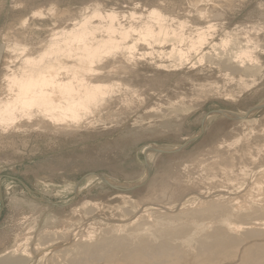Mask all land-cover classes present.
Wrapping results in <instances>:
<instances>
[{
	"label": "rangeland",
	"instance_id": "374dc122",
	"mask_svg": "<svg viewBox=\"0 0 264 264\" xmlns=\"http://www.w3.org/2000/svg\"><path fill=\"white\" fill-rule=\"evenodd\" d=\"M151 8L174 27L185 21L186 34L213 25L209 41L229 33L240 46L250 36L260 73H232L208 61L159 69L156 53L126 64L124 73L110 60L107 79L122 85L78 127L0 129V259L21 245L30 251L22 264H67L78 240L128 223L132 202L141 213H174L189 199L193 206L233 198L264 204V0H0V94L15 43L37 54L54 31L94 9L115 10L128 23L131 13L137 21ZM196 137L177 152L157 151ZM253 217L264 222V215Z\"/></svg>",
	"mask_w": 264,
	"mask_h": 264
},
{
	"label": "bare ground",
	"instance_id": "6f19581e",
	"mask_svg": "<svg viewBox=\"0 0 264 264\" xmlns=\"http://www.w3.org/2000/svg\"><path fill=\"white\" fill-rule=\"evenodd\" d=\"M207 14L206 10L200 11L201 17ZM130 16L131 20L123 23L126 15L94 9L81 20L54 31L37 54L18 42L11 46L20 62L10 61L3 79L0 129L78 127L122 85L107 79L112 71L106 70L110 60L122 63L124 73L129 70L127 65L155 53L159 69L196 68L208 61L218 69L242 75L255 76L261 71L250 36L240 46L237 44L241 42L232 40L229 33L220 42L209 41L213 25L196 27L194 34H186L185 21L174 27L158 8L148 9L137 21L136 12ZM141 45L146 50L140 49ZM166 45L170 50L165 49ZM206 45H211L214 55L205 51ZM177 148L159 146L157 151ZM155 155L151 152L149 157ZM147 177L146 172L141 181ZM236 199L220 203L203 200L197 206L190 205L194 202L189 199L174 213L155 207H146L141 213L139 204L132 202L125 214L130 216L128 223L78 240L67 249V264H264V222L253 217L264 215V204L254 198L245 204ZM19 251L20 256L15 257ZM28 252L27 246L20 245L1 258L0 264H22Z\"/></svg>",
	"mask_w": 264,
	"mask_h": 264
},
{
	"label": "water",
	"instance_id": "95a60500",
	"mask_svg": "<svg viewBox=\"0 0 264 264\" xmlns=\"http://www.w3.org/2000/svg\"><path fill=\"white\" fill-rule=\"evenodd\" d=\"M259 108H261V107H259ZM220 112V114H222V115H226V114H224L223 112H221V110H219ZM197 139V137L196 138H194V139H192L189 143H186V144H184L183 146H181V147H178L177 149H175V150H164V151H159V153H172V152H177V151H179V150H182L183 148H185L186 146H188L191 142H193L194 140H196Z\"/></svg>",
	"mask_w": 264,
	"mask_h": 264
}]
</instances>
